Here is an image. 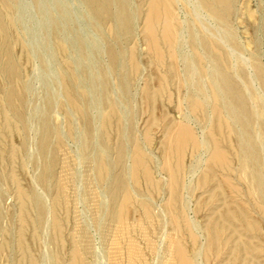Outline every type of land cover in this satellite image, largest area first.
I'll return each mask as SVG.
<instances>
[{
  "label": "bare ground",
  "instance_id": "obj_1",
  "mask_svg": "<svg viewBox=\"0 0 264 264\" xmlns=\"http://www.w3.org/2000/svg\"><path fill=\"white\" fill-rule=\"evenodd\" d=\"M47 1L30 0L31 6L48 20V34L52 39L51 41L49 38V43H53L50 47L51 56L56 58V55L61 54L67 58L61 57L63 62L58 65L55 73L60 78H57V81L64 94V110L69 111V106L72 107L82 120V158L94 174L91 175L93 180L87 185L88 191H85L84 199L80 201L95 205L96 213L93 216L96 217L100 230L106 228L109 232L116 233V244H122V248L118 247V252H115L119 255L118 261H115L118 263L120 260L118 264H264V62L261 60L262 54L260 57L257 51L250 50L248 58L241 54V51L248 52L250 45V40L246 37L247 24L254 30L255 22H258V32L264 34V0H77L81 14L105 39L103 43H99L101 48L99 41L95 42L98 45L95 55L88 50L87 38L72 26H67L71 18L63 3L54 0V5L49 11ZM23 2L24 0H0V52L5 58L1 61L0 73L10 81L18 76V67L13 55L15 52L11 51L14 45L23 50L29 64L36 58L31 52L32 46L30 50L29 42L27 44L23 39L25 36L22 38V33L17 31L21 21L17 13ZM14 30L17 33H14ZM66 31L71 34L72 38H69L72 42L64 35ZM92 44L94 45L91 42ZM140 44L146 47L148 55L157 64H153L155 67L150 72L142 65ZM237 57L244 67H239ZM19 64L21 66V63ZM52 71L54 73V68ZM11 83L12 81L9 85ZM25 84L21 83V90L18 89L22 94L20 96L17 93L21 98L17 99L20 101H24L23 97L30 91ZM170 84H176L178 105H173V92H169L168 102L166 98L168 104L162 101L164 94L167 95L169 91ZM140 85L141 90L137 91ZM135 88L137 89L134 91L137 92L133 94ZM7 89L5 101L12 109L17 90L15 92L10 86H7ZM58 95L55 96H61ZM60 98L57 104H62ZM52 108V98L47 97L46 109L40 112L37 118V150L34 146L36 153L31 159L35 169L32 182L36 186L37 183L43 185L42 189L45 188L51 193V203L48 205V200L45 201L44 190L41 191V188L39 189L43 192L42 195L34 189L28 193L19 185L14 187L13 193L21 207L20 218H16L22 221H19V224L26 223L25 213L28 214L29 211L25 201L28 198L34 207L31 206L32 211L35 210L34 222L31 218L28 219L38 229L50 227L53 233L61 230L56 214L58 209L65 207V189L68 188L60 182L61 178L60 181L55 179L57 151L65 146L66 137L76 140L77 130L80 129L76 130L77 126L67 120V133L59 131L52 123L51 110H55ZM30 113L33 114V110ZM7 116L10 118L5 115L4 125L11 129L10 121L13 119L10 118L9 121ZM68 116L70 120L73 119L70 112ZM139 116L145 118V129L140 138H137L136 125ZM25 117L20 112L17 113V118L22 124V133L29 131V123ZM155 128L161 133L159 152L162 161L150 150L154 142L152 131ZM61 129L64 130L65 127ZM112 130L115 131L114 140ZM16 148L10 146L12 158L20 151ZM77 150L75 149V152ZM60 172L63 170H59ZM220 173L221 176L218 177ZM12 176L16 177L14 173ZM12 176L10 179L16 183L17 177L15 179ZM70 179L75 181L74 178L69 177V181ZM77 184L79 187V183ZM99 186L103 188L102 192L99 191ZM142 186L144 192H138L137 187L143 188ZM75 189L71 193L73 196ZM96 189L100 193L96 194ZM197 190H203L208 197L204 198V193H201L194 202ZM153 195L161 199V204L154 200ZM7 196L8 194L0 189V222L4 215V202L9 198ZM77 203L74 207L79 206ZM201 217L204 218L202 224L199 222ZM75 224L73 225H78ZM26 227L29 228L27 223ZM21 229L23 228L21 227L20 231ZM5 231L3 233L7 232ZM0 233L3 234L1 230ZM74 234L76 235L75 232ZM59 235L57 238L61 241ZM37 237L36 240L39 239ZM88 239L85 237V240L89 241ZM4 240L0 241V260L1 253L5 252L6 264H15L13 241H7L5 238ZM17 240L19 246L17 244L16 247L21 248V238ZM54 243L56 242L53 241L52 245ZM89 244L82 250L77 245L73 247L72 253L70 252L72 257L68 255V258L72 259L70 264L92 262L86 258V255L92 254L93 247ZM110 244L114 246L115 242L114 245L111 242ZM18 247L23 254L21 261L27 258L28 264L39 262L32 257H26V250ZM115 249L117 250V247ZM31 252L33 254V251ZM109 253L111 252L108 251L106 257L110 256ZM55 254L57 256L60 253ZM46 257L47 264L60 262L57 261L58 258L55 259V255L54 258ZM104 261L103 258L102 264H107Z\"/></svg>",
  "mask_w": 264,
  "mask_h": 264
},
{
  "label": "rangeland",
  "instance_id": "obj_2",
  "mask_svg": "<svg viewBox=\"0 0 264 264\" xmlns=\"http://www.w3.org/2000/svg\"><path fill=\"white\" fill-rule=\"evenodd\" d=\"M48 1H49V3H48ZM47 1V7H49L48 9H49V11L52 9V7H53V5H54V0H48ZM51 1V2H50ZM62 3H63V5H64V7L67 9V11H68V13H69V16H70V18H71V20L69 19V22L67 23V26H72L73 28H75L76 29V31L78 32V33H80V34H82L84 37H86L87 39V47H88V50L90 51V53H95V48H97V46L99 45V47L100 46H102L101 44H99V43H103L104 42V36L100 33V32H98L97 30H95V28H94V26H93V24L86 18V17H84L83 16V14H81V8H80V6H79V4H78V2H77V0H60ZM48 4H52V6L51 5H48ZM79 6V7H78ZM19 14V15H18ZM17 15L18 16H20V26H18V27H20V28H17L18 30L17 31H19L18 33H22L20 36H22V38L24 39V40H26V42H27V44H28V42H29V47H30V50H31V46H32V50H31V52L32 53H34L35 55H36V58H34L33 59V61L35 62H31L30 64L26 61L27 59V56H26V54L23 52V50L19 47V46H17V45H14L15 43H12L11 44V51H12V53L13 52H15V53H13V55L15 56V59H16V65H17V67H18V76H17V78L16 79H13V80H11L12 81V83L9 85V82H11L10 81V79H7V77L6 76H4L2 73H0V99H1V101H0V140H1V142H0V152H1V150H2V152L0 153V156H1V158H0V189H3V191L4 192H6V194H8V196L7 197H9L8 199H6V201L4 202V215H3V218H2V220H1V224H0V230H1V232L3 233V231H5L6 233H3V234H1L0 235V241H1V239H2V237H3V240H4V238L8 241V240H12L13 241V247H14V250H15V256H16V262H17V264H28V262L27 261H29L27 258H24V260H22L21 261V259H23V254H22V252H21V250H19V249H17V247L19 246V243H17V241L19 242V240H17L18 238L20 239L21 238V241H22V246H21V248L23 249V251L24 250H26L25 252H24V254L26 255V257H32L34 260L35 259H37V260H35L36 262H38V263H40V264H47L48 263V257H46V256H52L53 258H54V255H55V259L56 258H58L57 259V261H60V262H58L59 264H68V262H69V264H70V262H71V260L72 259H70L71 257H72V255H71V251H72V249H73V247L75 246V245H77L81 250H82V248L85 246V245H87V243H90L89 245H91L92 244V247L93 248H91V255H86V258L88 259L87 261H89V260H91L92 262H87L86 263V261H85V264H102L103 262H102V260H103V258H104V262H106L107 264H109L111 261H113L114 263L116 262L117 263V261H118V254L116 255V253L118 252V247H120V248H122L121 246H122V244L121 245H117L116 243V241H118V237H117V235H116V233H111V232H109L106 228H103V230H100V227H99V225H98V223H97V220H96V217H94L93 215H95V208H94V206L95 205H92V203L89 205L86 201H84V200H81L80 201V199H84V194H85V191L87 190L88 191V187H87V185H89V183L93 180V176L91 177V175L93 174V172L91 171V169H89L88 168V166L84 163V160H83V158H82V151H81V140H82V131H83V128H82V120H81V118L77 115V114H75V112H74V110L72 109V107L70 108V106H69V111L68 112H70L71 113V119L72 120H70V115L68 116V112H66V110H64L65 108L63 107V104H64V99H63V97H64V94H63V91L60 89V85H59V83H58V81H57V78L58 79H60L57 75H56V73H55V70L58 68V65L59 64H61L62 62H63V60L61 59V57L62 58H64V59H67L65 56H63V55H56V58H55V56H51V53L50 52H52V48H50V47H52L53 46V43L51 42V44L49 43L50 42V35L48 34V33H50L49 32V24H48V20H47V18L46 19H44L45 17H43V15H41L40 13H39V11L36 9V8H33L32 6H31V2H30V0H24V2L23 3H21L20 4V7H19V11H18V13H17ZM46 16V15H45ZM47 17V16H46ZM79 19V20H78ZM73 20V21H72ZM46 21V22H45ZM72 23H71V22ZM21 22H22V24H21ZM246 23H248V22H246ZM246 26V25H245ZM255 28H254V30H251V27H250V24H247V28L248 29H245V30H247L246 31V37L248 38V40H250V45H252V46H250L249 45V49H248V52H245V51H241V54H242V56L243 57H245V58H248V57H250V53H251V51H253V52H255V51H257L258 53H259V56L261 57V54H262V57H261V60H262V62H264V34L262 33V32H258V27H259V23L258 22H255ZM69 29V28H68ZM257 30V31H256ZM17 31L16 30H14V33L16 32L17 33ZM251 31V32H250ZM48 35V36H47ZM66 37H67V40H69L70 42H72V37H71V34H69V32H67L66 31V33L64 34ZM97 35V36H96ZM100 35H102V36H100ZM247 35H249V36H247ZM69 36L71 37V38H69ZM95 36L97 37V38H95ZM99 36V37H98ZM100 37H103V38H100ZM50 38V39H49ZM89 40V41H88ZM51 41H52V39H51ZM99 41V42H98ZM91 42L92 43H94V45L92 44L91 45ZM98 42V45L96 44V43ZM0 43H1V39H0ZM90 45H89V44ZM252 43V44H251ZM97 45V46H96ZM89 47H91V48H89ZM98 47V48H99ZM14 48V49H13ZM93 48V49H92ZM101 48V47H100ZM139 48H140V50L142 51L141 53H142V56H143V59H142V65H143V67H145L146 69H147V71H151V69H153L157 64H156V62H155V60L153 59V58H151L149 55H148V53H147V50H146V47H144L142 44H140V46H139ZM143 48V49H142ZM251 48V49H250ZM19 49H21V51L19 50ZM254 49V50H253ZM259 49H261V50H259ZM251 50V51H250ZM1 51V50H0ZM91 51H93V52H91ZM146 54V56L144 57V55ZM19 54H20V56H19ZM39 56V58H38V56ZM95 55V54H94ZM245 55V56H244ZM18 57H20V58H18ZM150 57V58H149ZM19 60H18V59ZM103 58V57H102ZM239 57H237V60H238V65H239V67H244V65L241 63V61L238 59ZM38 59V60H37ZM53 59V60H52ZM56 61H55V60ZM104 60H105V58H103ZM145 59H147V60H145ZM149 59V60H148ZM5 60V58H3V55H2V52H0V65H1V61H4ZM37 60V61H36ZM18 61V62H17ZM25 61L27 62L26 64H25ZM59 61V62H58ZM148 63H146V62ZM242 64V65H240V63ZM19 63H21V66H20V64ZM146 63V64H145ZM152 63V64H151ZM33 64H35V65H33ZM153 64L155 65V66H153ZM22 66H23V68H22ZM31 66V67H30ZM57 66V67H56ZM149 66V67H148ZM19 67H20V69H19ZM91 68H93V65H91L90 66ZM53 68H54V73H53ZM27 69V70H26ZM25 71V72H24ZM0 72H1V70H0ZM21 72V73H20ZM21 75V76H20ZM2 76H3V78H2ZM54 76H57V77H54ZM6 77V78H5ZM19 77V78H18ZM23 79V80H22ZM15 80H16V82H15ZM56 80V81H55ZM5 82V83H4ZM16 83V85H15V83ZM24 82L26 83L25 85H28V87H29V92L23 97V99H24V101H20V100H18L17 98H20V96L22 95L21 94V91H19V90H21V83L22 84H24ZM11 85H13L12 86V88H13V90L16 92V90H17V92H16V94L18 93V94H20V96L18 97V94L16 95V97H15V99H14V101H16V102H14L13 101V106L11 107L12 109H10L8 106H7V102L5 101V93H6V91L8 90L7 89V86H10V89H12L11 88ZM15 85V86H14ZM171 85H173V84H170V86H169V91H167V95H165L164 94V96H163V99H162V101H164L165 102V104H168L167 102H168V100H169V98H170V96H168L169 95V92H173L172 93V95H173V99H172V102L174 103L173 105H178V103L176 102V101H178V98L177 97H179V96H177V88L175 87L176 86V84L175 85H173L172 87H171ZM16 86H18L17 88H16ZM142 85H140L139 86V88L137 89V88H135V89H133V94H136V92L137 91H140L141 89H140V87H141ZM15 87V88H14ZM171 87V88H170ZM175 87V88H174ZM6 88V89H5ZM3 89H4V91H3ZM19 89V90H18ZM137 89V91H134V90H136ZM6 90V91H5ZM59 90H61V91H59ZM53 92V93H52ZM36 93V94H35ZM51 93V94H50ZM61 94V96H59V95ZM175 94V95H174ZM46 95V96H45ZM55 95H58L59 97H57V96H55ZM176 96V97H175ZM47 97H50V98H52V101H53V108L52 109H55V110H51V116H52V123L54 124V125H56V127L59 129V131H62L64 134H66L67 133V126H66V124H67V122L65 123V121H67V120H69V122H72L73 124H75V127H76V130L77 129H80L79 131L77 130V138H76V140H72V138H69V137H66V140L67 141H65V143H64V145L65 146H63V148H62V150L61 149H59L58 151H57V156H58V163H57V165H56V168H55V174H56V178L55 179H57L58 181H60V182H63V184H65L64 186L65 187H68V188H66L65 189V194H66V201H65V203H64V205H65V207L64 206H62L61 207V209H58L57 211H58V213L56 214V217H57V219H58V221L60 222V224H61V230L59 231V232H53L52 233V231H53V229H51L50 227L49 228H47V227H45V228H43V229H38L37 227H35V225H34V218H35V210L33 209V211H32V204L30 203V200L27 198V201H25V202H27V204H26V208H27V211H29V212H27L28 214H26L25 213V216H26V223H27V226L29 227V228H27L26 227V223H22L23 225H20L21 223L20 222H22V221H20V219H16V218H18V216H19V212L21 211V210H19V209H21V207H20V203H19V201H18V199H16L17 197L14 195V193H13V189H14V187L16 188L18 185L19 186H22L23 187V189L25 188V190L29 193L30 191H31V189H34V190H36L38 193L40 192V195H42L43 194V192H41V191H43L44 190V194H45V197H44V194H43V198L45 199V201L46 200H48L47 201V203H48V205H50V203H51V197H52V195H51V193L48 191V190H46L45 188H43L42 189V187H43V185H41V184H38L37 182V186L36 185H34L33 184V180H34V171H35V169H34V167H33V165L31 164V159H32V157H34L35 156V153H36V151L35 150H37V147H36V143H37V118H38V115H39V113L40 112H43L45 109H46V99H47ZM53 97H56V98H53ZM61 97V98H60ZM43 98V99H42ZM58 98V99H57ZM59 98H60V103H62V104H57V103H59L58 102V100H59ZM166 98H168L167 99V102H166ZM177 98V100H175ZM21 99V98H20ZM56 100H57V102H56ZM3 101H5V102H3ZM29 101H30V103H29ZM177 103H175V102ZM18 102V103H17ZM23 102V103H22ZM30 104V106H29V104ZM3 103V104H2ZM27 103V104H26ZM54 103H55V105L56 106H54ZM18 104V105H17ZM1 105H4V106H2L1 107ZM16 105V106H15ZM22 105V106H21ZM27 106H29V109L27 108ZM61 106V107H60ZM138 106H140V101L138 100ZM21 107L24 109H21ZM56 107H58L60 110H61V112H60V110L58 109V108H56ZM14 108H17V110L16 109H14ZM6 109V110H5ZM4 110L5 111H7V113L6 112H4ZM9 110H10V112H9ZM29 110H30V112L33 110V114H31L30 112H29ZM60 113H57V111ZM3 111V112H2ZM17 111V112H16ZM23 111V112H22ZM73 111V112H72ZM15 114H14V113ZM21 113V114H23L24 115V117H25V120L29 123V126H28V129H29V131L28 130H26L27 132H24V133H22V124L20 123L21 121L17 118V113ZM65 112H66V114H65ZM4 113H6L7 115H9V117L10 118H12L13 120H11L10 121V118L8 119V116H7V119L11 122V129L10 128H8L7 129V127H5V125H4V121H3V119H4V117H5V115L6 114H4ZM27 113V114H26ZM26 114V115H25ZM54 115V116H53ZM94 115V114H93ZM34 116V117H33ZM176 116L178 117L179 115L178 114H176ZM79 119H78V118ZM29 118H31V119H29ZM32 118H34L33 120H32ZM67 118V119H66ZM77 119H78V122H76L77 121ZM145 118H143V117H141V116H139L138 117V121H137V125H136V129H137V134H136V137L137 138H140V136L143 134V131H144V129H145V124H143V122H145V120H144ZM74 120V121H73ZM31 121H33V122H31ZM36 121V122H35ZM63 121V122H62ZM13 122L15 123V124H13ZM35 122V123H34ZM68 122V123H69ZM75 122V123H74ZM2 123V124H1ZM18 123V124H17ZM21 125H20V124ZM62 123H64V125L62 124ZM17 124V127L16 128H18V129H14V125H16ZM79 124V125H78ZM144 125V126H143ZM31 126V127H30ZM62 126V127H61ZM65 127V129H64V127ZM81 126V127H80ZM30 127V128H29ZM4 128H6L5 130H4ZM32 128V129H31ZM36 128V129H35ZM61 128H63L64 130H62ZM156 129V128H155ZM153 130L151 133H152V136H153V138H154V142H153V145H152V147L150 148V150L152 151V153L154 154V156H156V158L158 159V160H160V161H162V159H161V133L159 132V129L157 128L156 130ZM15 130H18V131H15ZM82 130V131H81ZM7 131H9L8 132V135H7ZM20 131V133H18ZM154 131H155V133H154ZM11 132V133H10ZM142 132V133H141ZM9 133H10V136H9ZM17 133H18V135H17ZM80 133V134H79ZM115 131L114 130H112L111 131V135H112V139L114 140V138H115ZM139 133V134H138ZM1 134H2V136H1ZM23 134V135H22ZM24 134H26V135H24ZM12 135V136H11ZM30 135V136H29ZM34 135H36L35 137H34ZM32 137V138H31ZM23 138V139H22ZM35 139V140H34ZM160 139V140H159ZM26 140V141H25ZM30 140V141H29ZM33 141H35V142H33ZM28 142V143H27ZM159 142V143H158ZM24 143H27V144H25L26 146L24 147L23 146V144ZM34 143V144H33ZM67 143H68V145H67ZM29 144V146H27ZM15 146V148L17 147L20 151V153L18 152V154H17V160H15V158H12L11 157V152H10V146ZM17 145V146H16ZM19 145H20V147H19ZM73 145H75V147L73 146ZM34 146H35V150H34ZM79 146V147H78ZM28 147V148H27ZM67 147V148H66ZM79 148V150H77L78 148ZM12 148V147H11ZM16 148V149H17ZM30 148V149H29ZM73 148V149H72ZM65 149H67L69 152H67V150H65ZM72 151H71V150ZM75 149L77 150L76 152H77V154H76V152H75ZM159 149V150H158ZM24 150H27V151H25L24 152ZM61 150V151H60ZM63 150H65V152H63ZM160 151V152H159ZM25 153V154H24ZM69 153H71V155L69 154ZM72 153H75V154H72ZM157 155H156V154ZM160 153V154H159ZM29 154H30V159H29ZM67 154V155H66ZM25 155V156H24ZM19 156H20V158H19ZM22 156V157H21ZM72 158H71V157ZM3 157V158H2ZM65 157V158H64ZM75 157V158H74ZM160 159H159V158ZM25 160H24V159ZM66 158H67V160H66ZM4 159V160H3ZM10 159H11V161H10ZM20 159V160H19ZM23 159V160H22ZM75 159H78V160H76L75 161ZM27 160V161H26ZM74 160V161H73ZM80 160V161H79ZM14 161V162H13ZM28 163V165H27V163ZM72 162V163H71ZM80 162V163H79ZM69 163V164H68ZM74 163V164H73ZM22 165V166H21ZM27 165V166H26ZM69 165V166H68ZM77 165V166H76ZM25 166V167H24ZM81 166V167H80ZM24 167V168H23ZM75 167H77V169H75ZM85 167V168H84ZM87 167V168H86ZM79 168V169H78ZM81 168V169H80ZM205 169H206V167H204ZM73 169V170H72ZM205 169H203L204 171H205ZM34 170V171H33ZM59 170H63V172H60L59 173ZM64 170L66 171V173H64ZM71 170V171H70ZM77 170V171H76ZM11 171H13V172H11ZM69 171V172H68ZM74 171H75V173L76 172H80L81 174H79V175H77V173L75 174L74 173ZM88 171V172H87ZM89 171H90V173H89ZM73 173V175H68V174H71V173ZM92 172V173H91ZM9 173H12V174H9ZM13 173H14V175H16V177H17V184L16 183H14L13 182V180H11L12 178H11V176L13 175ZM58 173V174H57ZM89 173V174H88ZM60 174V175H59ZM64 174H67V175H63ZM11 175V176H10ZM61 175H62V177H64L63 179H64V181H62L63 179H62V177H61ZM82 175H84L85 177L86 176H88V178L90 179V180H88V178L86 177V178H83L84 176H82ZM94 175V174H93ZM221 176V173L220 174H218V177H220ZM59 176V177H58ZM70 178H74L75 179V181L74 180H72V179H70V181H72V183L69 181V177ZM79 176V177H78ZM82 176V177H81ZM12 177H15V176H12ZM16 177H15V179H16ZM58 177V178H57ZM91 177V178H90ZM11 178V179H10ZM33 180H32V179ZM59 178H61L60 180H59ZM65 178H67V180H68V184H67V180L65 179ZM78 181H77V180ZM11 180V181H10ZM56 180V181H57ZM86 180V181H85ZM197 180H198V178H197ZM197 180H195V183H196V185H197V183L198 182H196ZM11 182H12V184H11ZM66 182V183H65ZM77 183H79V187H78V184ZM81 183V184H80ZM87 183V184H86ZM234 184H236L235 182H233ZM86 184V185H85ZM16 185V186H15ZM72 185H75V186H73L72 187ZM142 185V184H141ZM40 186V187H39ZM71 186V187H70ZM81 186V187H80ZM37 187V188H36ZM75 187L78 189V188H80V189H78V190H76L75 189ZM83 187H85V188H83ZM90 187V186H89ZM93 187V186H92ZM102 187V186H101ZM143 187V186H142ZM39 188H41V189H39ZM84 190H83V189ZM99 188H100V186H99ZM138 189L137 190H139L138 192H141L143 189H144V187L143 188H139V187H137ZM30 189V190H29ZM38 189V190H37ZM73 189H75L74 191L76 192V193H73L74 194V196L73 195H71V193H72V190ZM41 190V191H40ZM80 190V191H79ZM101 190H103V188H100V190L99 191H101ZM145 190V189H144ZM144 190L142 191V192H144ZM98 191V189H96L95 190V193L96 194H98V193H100ZM80 192V193H79ZM102 192V191H101ZM201 193H204L203 192V190H197L196 191V194H195V197L193 198V200H194V202H196L197 200H198V197L201 195ZM70 194V195H69ZM78 194V195H77ZM199 194V195H198ZM47 195V196H46ZM75 195H76V199L78 200H76L75 199ZM12 196V197H11ZM49 196V197H48ZM68 196V197H67ZM79 196V197H78ZM80 196H81V198H80ZM197 196V197H196ZM11 197V198H10ZM48 197V198H47ZM78 197V198H77ZM153 198H154V200H156L157 201V203H159V204H161V199L159 198V197H156L155 195H153L152 196ZM203 197L204 198H207L208 197V194H205L204 193V195H203ZM75 201H74V200ZM29 200V201H28ZM73 200V202H71ZM80 201V202H79ZM69 202V203H68ZM77 203L76 205L78 206V207H74V204L75 203ZM83 202V203H82ZM14 203V204H13ZM81 203V204H80ZM216 204H221V203H216ZM12 205H14V206H12ZM75 205V206H76ZM81 205H84V207L83 206H81ZM10 208H9V207ZM30 206V207H29ZM32 206V207H31ZM67 207H69V209H67ZM87 207H88V209H87ZM31 208V209H30ZM34 208V207H33ZM75 208H77L76 210H74ZM92 208V209H91ZM81 209H84V210H81ZM19 210V211H18ZM31 210V211H30ZM59 210H61V211H59ZM87 210V211H86ZM88 210H89V212H88ZM25 211H26V209H25ZM67 213H66V212ZM85 211V213H83ZM94 213H93V212ZM80 212V213H79ZM91 212V213H90ZM21 213V212H20ZM33 213V214H32ZM66 213V214H65ZM68 214V216H66ZM73 214V215H72ZM86 214V215H85ZM14 215H16V216H14ZM21 215V214H20ZM27 215L29 216V217H27ZM30 215H32V216H30ZM60 215V216H59ZM63 215V216H62ZM88 215H91V216H88ZM94 217V219H92L93 217ZM7 217V218H6ZM67 217V218H66ZM91 217V218H90ZM19 218H20V216H19ZM28 218H31V220H33V222L31 223V220L30 219H28ZM83 218V219H82ZM88 218H90V219H88ZM13 219H14V221H13ZM64 219H65V221H66V225L68 224V226H66L65 225V221H64ZM77 219H78V221H79V223H78V221H77ZM8 221V223H6L7 221ZM61 220H62V222H61ZM72 220H76L75 222H76V224H75V222L74 221H72ZM87 222H86V221ZM92 220V221H91ZM13 221V223H11ZM20 221V222H19ZM90 221L92 222V224H90ZM204 221V218H199V222H200V224H202V223H204L203 222ZM29 222V223H28ZM89 222V223H88ZM93 222H95V224L93 223ZM18 223V224H17ZM20 223V224H19ZM90 224L89 226H86V225H88V224ZM4 224V225H3ZM12 224V225H11ZM73 224H75V225H77V226H74ZM82 224V225H81ZM106 224V223H105ZM23 228V229H25V230H27V231H24L23 229H21V231H20V226ZM64 225V227H62ZM70 225H72V226H74V227H72V226H70ZM95 225V226H94ZM32 226H34V227H32ZM94 226V227H93ZM19 228V231H17V229ZM89 227H91V228H89ZM3 228H5V230H3ZM32 228H33V230H32ZM37 228V229H36ZM62 228H63V230H62ZM72 228H73V230L74 229H76L75 231H73L72 230ZM85 228V229H84ZM94 228V229H93ZM34 229H36V230H34ZM80 229V230H79ZM90 229H92V230H90ZM3 230V231H2ZM12 230H13V232H12ZM47 230V231H46ZM69 230H72V231H69ZM16 231H17V233H16ZM23 231V232H22ZM45 231V232H44ZM64 231H65V233H64ZM98 232V233H96V232ZM107 231V232H106ZM9 232V233H8ZM74 232L76 233V235L74 234ZM99 232H100V234H99ZM13 233V234H12ZM15 233V234H14ZM33 233V234H32ZM39 233V234H38ZM44 233H46V234H44ZM56 233H58V234H56ZM59 233H60V235H59ZM61 233H63V234H61ZM69 233H73V234H69ZM82 233H84V234H82ZM89 233V234H88ZM90 233L92 234L91 236H90ZM104 233H106V234H104ZM110 233V234H109ZM7 234V235H6ZM18 234V235H17ZM35 234H37V235H35ZM43 234V235H42ZM50 234V235H49ZM55 234V235H54ZM87 234V235H86ZM94 234V235H93ZM95 234H97V235H95ZM99 234V235H98ZM114 234H115V237H114ZM54 235V236H53ZM58 235H59V237L61 236V237H63V238H61L60 237V239H62L61 241H59V238H57L58 237ZM80 235H84V236H80ZM89 235V236H88ZM102 235V236H101ZM108 236V237H106V236ZM110 235H112V236H110ZM2 236V237H1ZM17 236H19V237H17ZM20 236H24L23 237V239H25V241H23V239H22V237H20ZM27 236V237H26ZM38 236V237H37ZM44 236H47V238L46 237H44ZM50 236H52V237H50ZM66 236V237H65ZM70 236H72V237H70ZM78 236V237H77ZM98 236H99V238H101V239H99L98 238ZM34 237V238H33ZM35 237H37V239L39 240H36V238ZM55 237V238H54ZM81 237H83V238H81ZM85 237H86V239H88L87 237H89V241H87V240H85ZM106 237V238H105ZM16 238V239H15ZM50 238H51V240H50ZM71 238V239H70ZM74 238H78V239H74ZM100 241H98L97 239ZM111 238V239H110ZM115 240H114V239ZM44 239V240H43ZM45 239H46V242H45ZM49 239V240H48ZM54 239H56V241L54 240ZM65 239V240H64ZM93 239V240H92ZM113 239V240H112ZM3 240L1 241V242H3ZM33 240H36V241H33ZM63 240H64V242H63ZM95 240V241H94ZM107 240V241H106ZM108 240H109V242H108ZM114 241L115 242V245H114V242H112V241ZM5 241V240H4ZM15 241V242H14ZM26 241H27V244H26ZM33 241V242H32ZM37 241H38V243H37ZM41 241V242H40ZM50 241L53 243V241L54 242H56V243H54L53 245H52V243H50ZM65 241H66V243H65ZM68 241V242H67ZM73 241V242H72ZM77 241V242H76ZM87 241V242H86ZM103 241H105V242H103ZM25 242V243H24ZM48 242V243H47ZM63 243V244H60V243ZM92 242H94V243H92ZM97 244H96V243ZM110 242L111 243H113V245L114 246H112L111 244H110ZM43 245H42V244ZM47 243V244H46ZM50 243V244H49ZM68 243V244H67ZM73 243V244H72ZM85 243V244H84ZM109 243V244H108ZM18 244V246L16 247V245ZM28 244H29V246H28ZM34 244V245H33ZM95 244V245H94ZM101 246H100V245ZM49 246V247H47V246ZM52 245V246H51ZM69 245V246H68ZM94 245V246H93ZM97 245V246H96ZM110 246L111 245V247L108 249L107 248V246ZM24 246H27V247H25L24 248ZM45 248H44V247ZM51 246V247H50ZM108 246V247H109ZM117 247V250L115 249L116 247ZM30 247V248H29ZM40 247V248H39ZM42 247V248H41ZM56 247V248H55ZM61 249H60V248ZM91 247V246H90ZM112 247H114V249L112 248ZM18 248H20V247H18ZM20 248V249H21ZM68 248V249H67ZM97 248H98V250H97ZM103 248V251H101V249ZM112 248V249H111ZM39 249V250H38ZM42 249H43V251H42ZM19 251L21 254H19V252H18V254H16L17 253V251ZM59 250V251H58ZM30 251V252H29ZM31 251H33V254H32V252ZM52 251V252H51ZM56 251V252H55ZM94 253H93V252ZM101 251V252H100ZM108 251H110L111 253H109V255L111 256V255H113L111 258H109L108 259V257H110V256H108V257H106L107 255H108ZM114 253H113V252ZM45 252V253H44ZM50 252L52 253V255L50 254ZM71 252V253H70ZM82 252V251H81ZM97 252V253H96ZM102 252H103V254H105V255H103L102 254ZM106 252H107V254H106ZM116 252V253H115ZM31 253V254H30ZM55 253H57V254H62V255H57L56 256V254ZM41 254V255H40ZM46 254V255H45ZM48 254V255H47ZM67 254V255H66ZM22 255V256H21ZM42 255H43V257H42ZM65 255V256H64ZM70 256V258H68L69 256ZM115 255V256H114ZM62 256V257H61ZM94 256H95V260H93L94 259ZM100 256V257H99ZM103 256V257H102ZM6 254H5V252H3V253H1V260H0V264H6ZM19 257V258H18ZM20 257H22V258H20ZM37 257V258H36ZM41 257V259H39ZM64 257V259L66 260H62V258ZM114 257H117V259H114ZM42 258H44V260L42 259ZM99 260H98V259ZM101 258V259H100ZM69 259H70V261H69ZM108 259V260H107ZM111 259H113V260H111ZM41 260V261H40ZM47 260V261H46ZM86 260V259H85ZM107 260V261H106ZM111 260V261H110ZM115 260H117V261H115ZM24 261V262H23ZM63 261V263H61ZM110 261V262H109ZM16 262H15V264H16ZM42 262V263H41ZM67 262V263H66ZM95 262V263H94ZM109 262V263H108ZM113 262H111V263H113ZM37 263V264H38ZM110 263V264H111ZM113 263V264H114ZM118 263H120V260H119V262ZM117 263V264H118ZM105 264V263H104Z\"/></svg>",
  "mask_w": 264,
  "mask_h": 264
}]
</instances>
